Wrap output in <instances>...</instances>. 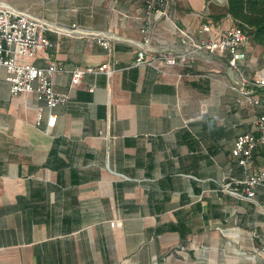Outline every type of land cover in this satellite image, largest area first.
Listing matches in <instances>:
<instances>
[{
	"label": "crops",
	"instance_id": "1",
	"mask_svg": "<svg viewBox=\"0 0 264 264\" xmlns=\"http://www.w3.org/2000/svg\"><path fill=\"white\" fill-rule=\"evenodd\" d=\"M0 3L51 27L53 45L32 61L59 63L54 88L71 93L50 110L35 92L12 95L0 65V264H264V213L223 190L245 176L231 150L260 111L234 84L242 74L228 52L134 64L145 0ZM226 7L170 0L153 17L149 54L192 50L178 28L196 41L218 36L235 23L213 17ZM101 37L113 44L115 72H86L72 86L70 70L111 61ZM246 50L248 76L264 64V49L250 42ZM255 164L264 167V153Z\"/></svg>",
	"mask_w": 264,
	"mask_h": 264
},
{
	"label": "built area",
	"instance_id": "2",
	"mask_svg": "<svg viewBox=\"0 0 264 264\" xmlns=\"http://www.w3.org/2000/svg\"><path fill=\"white\" fill-rule=\"evenodd\" d=\"M170 0H145L147 17L141 28L144 41L137 52L134 64L157 65L165 62L168 65L185 64L189 61L193 52L206 48L210 52H228L230 54V66L240 71L241 81L234 84H242L244 99L248 104L258 106L259 113L254 121L252 130L239 134L232 147L231 153L245 169V176L228 182L223 190L228 191L237 198L246 199L254 203L264 213V167L257 168L256 158L264 153V64L256 68L250 75L241 72V62L247 60L246 46L250 44L248 34L235 22L231 26L220 30L218 36L193 40L191 33L184 28H178L179 33L192 41L194 48L182 52H172L166 49L157 50L149 54L151 49V31L153 29V17L166 14V7ZM51 27L39 18L28 12L15 9L0 3V65L7 71V80L10 82L12 95L35 92L39 100H43L46 106L53 110L59 104L66 103L71 98L70 90L60 93L54 88L53 78L57 72L64 68L57 62H52L45 67L33 63L38 51L53 45L46 32ZM74 28H66V32L73 34ZM202 31H210L209 24H202ZM99 42L108 50L111 61L100 64L97 67L74 68L71 71V85L81 82L86 72L106 73L111 76L116 70L117 60L114 57V48L111 40L99 38ZM264 58V56H263ZM94 90V85L89 88ZM3 112V102L0 97V115ZM41 118L39 113L38 119ZM55 116L50 117V125L55 123ZM120 220H112L111 226L120 225Z\"/></svg>",
	"mask_w": 264,
	"mask_h": 264
},
{
	"label": "trees",
	"instance_id": "3",
	"mask_svg": "<svg viewBox=\"0 0 264 264\" xmlns=\"http://www.w3.org/2000/svg\"><path fill=\"white\" fill-rule=\"evenodd\" d=\"M228 14L248 34L252 45L264 49V0H227L225 11L213 17L219 20Z\"/></svg>",
	"mask_w": 264,
	"mask_h": 264
},
{
	"label": "rangeland",
	"instance_id": "4",
	"mask_svg": "<svg viewBox=\"0 0 264 264\" xmlns=\"http://www.w3.org/2000/svg\"><path fill=\"white\" fill-rule=\"evenodd\" d=\"M222 2V1H221ZM259 53V52H258Z\"/></svg>",
	"mask_w": 264,
	"mask_h": 264
}]
</instances>
